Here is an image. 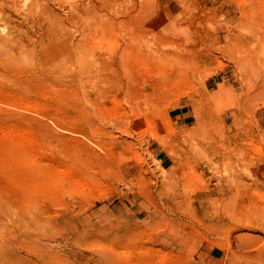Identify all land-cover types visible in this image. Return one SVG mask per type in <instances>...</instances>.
Returning <instances> with one entry per match:
<instances>
[{
	"label": "rangeland",
	"instance_id": "obj_1",
	"mask_svg": "<svg viewBox=\"0 0 264 264\" xmlns=\"http://www.w3.org/2000/svg\"><path fill=\"white\" fill-rule=\"evenodd\" d=\"M110 1L42 43L0 1V264H264V0Z\"/></svg>",
	"mask_w": 264,
	"mask_h": 264
},
{
	"label": "bare ground",
	"instance_id": "obj_2",
	"mask_svg": "<svg viewBox=\"0 0 264 264\" xmlns=\"http://www.w3.org/2000/svg\"><path fill=\"white\" fill-rule=\"evenodd\" d=\"M0 1H3V2H6L7 3V7H8V10L7 11H2L1 9V11L3 12H1V16L3 17V19L8 23L9 22V19H11L12 20V16H13V13H20L21 12V14L24 16V18H26V21L28 20V22H31V27L32 28H35V29H37V31H38V34H39V38H40V41H41V43L43 42V40L44 39H50V40H52L51 38H56L57 36H58V34H57V32H59L60 30H59V25L57 24L59 21H62V19L63 18H65L64 20L66 21V20H68V21H70L69 20V18L71 19H73L74 17H80V18H82V17H86V18H90L92 15H93V17H95L96 15V12H94V9H95V7L97 8V6H99V5H93V4H91L92 3V0L90 1V0H24V3H21L19 0H0ZM94 1V0H93ZM98 2H99V0H97ZM101 2H104V3H106V4H110L112 1H110V0H100ZM114 1V0H113ZM115 2H117L116 0H115ZM1 3V2H0ZM5 3V4H6ZM60 3H63V5L65 4V7H64V10L62 11L63 13H61L62 15H63V17H62V15L60 14V13H58V11L56 12V10L54 9V7H57V4L59 5ZM97 3V2H96ZM103 3V4H104ZM100 4V3H99ZM103 4H102V6H103ZM112 4V3H111ZM114 4V3H113ZM118 4V3H117ZM105 5V4H104ZM115 5H116V3H115ZM130 5H132V7L130 8V9H127L128 11H127V13L124 15V17H125V19H124V17H120V19H118V20H116V21H114L113 20V22L112 23H117V26L116 27H114V26H112V28H109L108 29V31L106 32V35H107V37H106V41H107V43H109V42H112V41H114V35H115V33H116V28H120L119 27V25H121V24H123L125 21H127L126 19H130L131 17H132V13L136 10V7H137V2H131V4ZM141 5V4H140ZM3 6H4V4H3ZM6 6H5V8H6ZM24 6V8H22ZM101 6V7H102ZM106 6V5H105ZM73 7V8H72ZM106 7H109V6H106ZM130 7V6H129ZM128 7V8H129ZM57 8H59V6L57 7ZM121 8V7H120ZM119 8V9H120ZM99 9H102V8H99ZM106 9H108V8H106ZM105 9V10H106ZM110 9V8H109ZM111 9H113V8H111ZM118 9V10H119ZM97 10H98V8H97ZM116 10V9H115ZM115 10L113 11L114 13H115ZM117 10V11H118ZM122 11H123V9H121ZM120 10V11H121ZM96 11V10H95ZM102 11V10H101ZM100 11V12H101ZM110 11V10H109ZM92 12H93V14H92ZM105 12V11H104ZM103 12V13H104ZM106 12H108V10L106 11ZM124 12H125V10H124ZM16 13V14H17ZM119 13V12H118ZM226 13V12H225ZM105 14V13H104ZM107 14V13H106ZM109 14H110V12H109ZM108 14V15H109ZM111 14H113V13H111ZM110 14V15H111ZM116 14V13H115ZM118 15H121V13H119ZM122 15H123V13H122ZM121 15V16H122ZM18 16V15H17ZM98 16V15H97ZM112 16V15H111ZM111 16H109V17H111ZM180 16V15H179ZM179 16H177L176 17V19H178V17ZM224 16L225 17H228V14H224ZM243 16H245L246 18L247 17H249L250 16V14H248V13H244L243 14ZM117 17H119V16H117ZM14 18V17H13ZM113 18V17H112ZM2 19V18H1ZM3 20V21H4ZM14 20V19H13ZM17 20V19H16ZM15 20V21H16ZM23 20H25V19H23ZM111 20V19H110ZM19 21V20H18ZM112 21V20H111ZM126 23V22H125ZM170 29H172V27H169ZM258 28H260L259 26H257V25H255V22H254V20L252 19V18H250V20H246V22L245 23H243L242 24V26H241V29L243 30V31H245V32H247V33H254L255 32V30L256 29H258ZM46 29V30H45ZM150 31V29H148V28H142V32L144 33V32H149ZM177 34L180 36V39L181 40H183V41H185V42H189V31H188V29H187V27H185V26H179L178 27V30H177ZM254 39H256V38H254ZM3 40V39H2ZM1 40V41H2ZM1 41H0V44H1ZM141 42L142 41H138V47H141ZM51 44H54V42L53 41H51ZM130 44H126L125 45V48H127V46H129ZM1 46V45H0ZM3 47L2 48H4V52L5 53H7L8 52V49H9V51H11L10 50V48H9V44H8V42L7 41H4V43H3V45H2ZM147 46V45H146ZM138 47H136V48H138ZM1 48V50H0V60H5L6 61V58H5V55L1 52V51H3V49ZM125 48H123L124 50H125ZM131 48H134L133 46H131ZM122 49V50H123ZM170 49V48H169ZM123 50V51H124ZM69 52H70V55H73L74 54V52H73V50L72 49H69L68 50ZM59 54V53H58ZM44 56H46V57H48L51 61L52 60H54V59H56V55H57V52H55V50L53 49V50H50V51H46V52H44V54H43ZM6 57L8 58V57H10V54H9V56H7L6 55ZM84 57V56H83ZM62 58V57H61ZM48 59V60H49ZM57 60V59H56ZM55 60V61H56ZM86 60V59H85ZM44 61L46 62V59H45V57H44ZM7 62V61H6ZM57 62V61H56ZM44 63V62H43ZM82 63H85V62H82ZM7 64V63H6ZM51 64V63H50ZM52 65V64H51ZM54 65V64H53ZM50 67V66H49ZM52 68V67H51ZM53 69H54V67H53ZM55 70V69H54ZM260 84V86L259 85H257V84H255L253 87H252V90L255 92V90H257V92H261V93H264V83H259ZM154 88H155V86H153ZM152 89V88H151ZM146 90L148 91L149 89L146 87V86H144V85H141L139 88H136L135 90H131V94L132 93H134V94H132L133 95V98H134V96H135V99H134V101H135V104L134 105H132V106H134L133 108L132 107H130L131 108V112L132 113H135V110H139V102L136 100L137 99V96L139 95V96H141L142 98H143V101H144V103L147 105V103L148 102H150V101H152V95H154V94H152L151 96L149 95V93L147 94L146 93ZM251 90V91H252ZM150 91V90H149ZM161 91V90H160ZM151 92V91H150ZM131 94H130V96H131ZM257 94H255L254 96H256ZM259 95V98L258 99H260V94H258ZM257 95V96H258ZM130 96L128 95L127 96V100L126 101H128V102H130L131 100H132V96H131V98H130ZM159 96H160V94H159ZM257 96L256 97H254V99L256 98L257 99ZM156 97V96H155ZM155 97L153 98V100L155 99ZM161 98V97H160ZM253 98V97H252ZM264 98V97H263ZM262 98V99H263ZM141 99V98H140ZM253 99V100H254ZM133 101V102H134ZM159 101V100H158ZM249 101V100H248ZM132 102V103H133ZM142 102V101H141ZM250 102V101H249ZM260 102V101H259ZM258 102V103H259ZM261 102H262V100H261ZM263 102H264V100H263ZM158 104H160L161 105V101H160V103L159 102H157ZM253 103V102H252ZM255 104L257 103V102H254ZM149 104V103H148ZM152 104V103H151ZM129 106H130V104H128ZM146 105H144V106H146ZM157 105V104H156ZM258 105V104H257ZM253 106H254V104H253ZM148 107H149V105H148ZM158 107H159V105H158ZM251 107V106H250ZM259 107V106H258ZM129 108V109H130ZM140 108H141V106H140ZM147 108V107H146ZM151 109V108H150ZM154 109V108H153ZM252 110V109H251ZM128 111V110H127ZM141 111V110H140ZM145 111H147V110H145ZM152 111V110H151ZM254 111V110H253ZM139 112V111H138ZM149 112H150V110H149ZM127 114H129L128 112H126ZM141 113V112H140ZM133 115H135V114H133ZM154 115H156V114H154ZM153 115V116H154ZM72 116V115H71ZM70 116V117H71ZM151 116V115H150ZM152 116V117H153ZM232 116V115H231ZM136 118V117H135ZM151 118V117H150ZM154 118V117H153ZM95 123V122H94ZM97 123V122H96ZM94 124H92V126H93ZM96 126H100V125H96ZM87 127V126H86ZM89 127V126H88ZM94 128V127H93ZM92 128V129H93ZM91 129V130H92ZM101 130V128L99 127H97L96 128V130ZM104 128H102V130L101 131H104L105 132V130H103ZM89 130V129H88ZM97 130V131H98ZM99 130V131H100ZM90 131V130H89ZM93 132V131H92ZM126 140V139H125ZM124 140V141H125ZM127 141V140H126ZM128 142V141H127ZM102 147V146H101ZM95 148L93 147V149L92 150H94ZM101 149H103V148H100V150ZM84 151V150H83ZM104 151V150H103ZM112 151V150H111ZM110 151V152H111ZM113 152V151H112ZM89 153V152H88ZM92 153V152H91ZM99 153V152H98ZM106 153V152H105ZM104 153V154H105ZM95 154V153H94ZM106 155H108V154H106ZM111 156H112V154H111ZM106 157V156H105ZM234 178V177H233ZM236 179V178H235ZM243 179V178H242ZM237 180V179H236ZM236 180H234V181H236ZM239 180V179H238ZM241 180V179H240ZM231 182H232V180H230ZM231 182H228L229 184L228 185H230V183ZM243 182V181H242ZM234 183V182H233ZM238 183V182H237ZM240 183V182H239ZM238 183V184H239ZM238 184H236L237 186H236V188L237 187H239L238 186ZM241 184V183H240ZM227 185V184H226ZM231 188V187H230ZM228 190H229V188H228ZM231 190V189H230ZM232 193V192H231ZM261 199V198H260ZM262 200H263V197H262ZM260 202H262V201H260ZM227 203V202H226ZM232 203V202H231ZM191 204V203H190ZM224 205V204H223ZM222 205V206H223ZM228 205V204H227ZM228 206H230V205H228ZM192 208L190 207V209L189 210H191ZM247 209V208H246ZM222 210H223V208H222ZM193 211H195V210H193ZM226 211V210H225ZM227 211H228V209H227ZM248 211V210H247ZM195 213V212H194ZM223 213V212H222ZM248 213V212H247ZM228 214V213H227ZM191 215V214H190ZM230 215L232 216V212L230 213ZM225 216V215H224ZM226 216H228V215H226ZM192 217V216H191ZM230 217V216H229ZM228 217V218H229ZM247 217V216H246ZM19 218V217H18ZM223 218V217H222ZM236 219H237V217H235ZM192 219V218H191ZM21 220V219H20ZM229 220V219H228ZM231 220H232V217H231ZM19 221V220H18ZM192 221V220H191ZM224 221H226V220H224ZM16 222V221H15ZM217 223L219 222V220L218 221H216ZM226 224H228V223H226ZM226 224H225V226H226ZM19 225V224H18ZM25 225V224H24ZM217 225V224H216ZM220 225V224H219ZM240 225V224H239ZM19 228V227H18ZM238 229V228H237ZM25 230V229H24ZM236 230V229H235ZM22 232H24V231H22ZM238 235V234H237ZM245 236V235H244ZM240 239V238H239ZM246 239V238H245ZM244 239V240H245ZM257 240V239H256ZM247 242V241H246ZM241 243V242H240ZM239 243V244H240ZM243 244V243H242Z\"/></svg>",
	"mask_w": 264,
	"mask_h": 264
}]
</instances>
